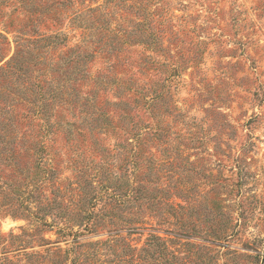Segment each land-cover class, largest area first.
<instances>
[{
	"label": "rangeland",
	"instance_id": "rangeland-1",
	"mask_svg": "<svg viewBox=\"0 0 264 264\" xmlns=\"http://www.w3.org/2000/svg\"><path fill=\"white\" fill-rule=\"evenodd\" d=\"M0 264H264V0H0Z\"/></svg>",
	"mask_w": 264,
	"mask_h": 264
}]
</instances>
